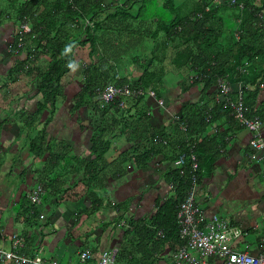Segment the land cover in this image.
<instances>
[{"label": "crops", "instance_id": "obj_1", "mask_svg": "<svg viewBox=\"0 0 264 264\" xmlns=\"http://www.w3.org/2000/svg\"><path fill=\"white\" fill-rule=\"evenodd\" d=\"M132 1L133 5H137L141 0ZM198 1L200 0H196L193 8L185 11L184 15L194 12ZM212 1L221 4L231 0ZM163 4L176 12V4ZM237 10L238 13L241 12ZM179 14H183L182 10ZM225 14L236 16V8ZM260 15L264 27V10ZM157 19L152 21L157 24ZM74 28L77 31L79 29L76 26ZM2 35L5 36L4 39L10 37L4 32ZM6 48L3 47L4 52ZM133 71L135 68L131 66L124 75H132ZM0 78H3L1 82H5L6 73L1 72ZM182 80L181 77L174 79L175 83H172V79L167 80L168 88L162 97L164 107L149 100L150 108L142 109L147 112L149 122L141 125L140 137L136 135L137 131L134 132L136 125H131L130 119L126 118L123 124L112 127L111 132H108L110 135L106 136L109 137L110 144L103 156L100 153L104 149L105 140L101 136L98 146L93 144V139L97 137V124H91L92 114L85 109L80 113H73L71 104L62 109V114H56L48 121L47 141L51 144V154L56 157L51 159L48 153L41 160H34L27 152L30 151L28 139L31 136L24 135L22 128L24 120L37 112L36 105L40 96L36 95L35 87L32 86V91L27 95H16L19 100L13 106L0 109V152L12 155V159L5 158L6 161H2L0 165V232L3 233L0 234V247L10 246L11 240L7 234L19 233L22 237L27 235L23 249L25 254L39 256L47 262L58 261L59 264H97L103 251L121 241L123 230L120 228L124 227L119 225L121 220L126 219L130 213L137 220L149 218L155 213L158 201L175 197L179 188L172 182V175L178 168L175 162L182 153L179 144L182 139L173 140L171 146L166 141L163 146L157 143L153 146L150 137L153 138L156 134H184L186 125H181V131L177 132L175 129L176 121L182 117L183 104L198 103L213 108L219 102L215 89L210 94H203V85L182 94ZM65 81L68 84H64L62 97L64 103H67L71 98L67 89L76 84L77 80L70 81L66 78ZM229 81L231 97L237 99L242 92L248 110H254L261 117L264 135V80L256 96L250 95L249 92H256L255 87L245 82L243 77L242 80H237L233 76ZM80 87L79 84L74 94ZM154 99L157 101L158 98ZM142 110L132 106L130 115ZM198 110L199 107L187 110L192 118V135L185 138V142H196L198 145L204 141L198 147L205 165L200 172L197 201L206 215L218 214L243 230L244 235L236 246L238 250L245 243L246 251L253 254L264 253V165L249 160L248 156L252 152L251 133L238 120L224 116L221 112H217V118L203 130L200 117L194 113ZM19 112L22 115L21 123L14 118L17 114L20 115ZM117 114L120 115L117 118L122 119V112ZM48 117L47 112L42 124L35 126V133L45 125L43 122ZM129 122L130 125L127 124ZM104 124L103 126L108 125ZM99 129H103L102 125ZM139 139L136 146L140 149L134 154V145ZM62 150L66 155L62 154ZM73 157L74 160H71ZM93 159L98 162L91 163ZM33 160L42 165V172L38 168L33 171ZM62 160L66 163L62 164ZM95 163H101V166L94 168ZM49 165L51 168L48 169ZM93 176L98 179L91 185L88 182ZM16 178L19 180L18 184ZM11 180L14 182L13 188ZM41 182H46L45 193L43 203L38 206L31 202L30 193ZM93 197L100 198V204L98 212L91 215L95 205ZM44 200L47 202L44 203ZM33 205L36 208L41 206L37 208L34 218L33 211L22 217L17 216L18 212L32 209ZM123 214L124 218H120ZM41 215H44L43 219L40 218ZM109 225L112 226L108 228L110 230H105ZM83 251H90L93 260L86 263L81 260L75 262L73 256L80 255ZM174 253L167 248L164 254L166 264L170 263Z\"/></svg>", "mask_w": 264, "mask_h": 264}, {"label": "trees", "instance_id": "obj_2", "mask_svg": "<svg viewBox=\"0 0 264 264\" xmlns=\"http://www.w3.org/2000/svg\"><path fill=\"white\" fill-rule=\"evenodd\" d=\"M146 1L141 0L139 3L142 5L137 10L132 0L131 2L130 0L126 2L120 0H7L13 17L9 12L5 14V9L0 8V30L1 18L6 15L11 20L8 28H14L9 31L12 45L8 51L10 52L8 56L10 66L7 65L6 73L8 87L24 77L28 88V90L24 88V94H29L34 86L36 95L40 96V101L36 105L37 112L24 120L26 125L32 127L36 121L40 124L49 109H52L53 115L55 114L58 95L64 92L65 79L72 74L79 77L77 81L81 86L79 91L70 98L72 111L77 114L88 108L93 117L91 124L94 126L97 122L99 125L101 123L103 129L98 133L99 135L95 133L97 137L93 139V144L97 146L101 136H103L101 139L105 140L101 156L110 144L105 135L111 132L112 127L119 123L123 124L126 118L130 119L131 125H136L134 132L137 131L136 135L140 137L141 125L146 121L149 122L147 112H143L142 109L150 108L149 100L155 101L157 106L158 104L156 99L146 95L131 98L132 104L134 103L132 106L139 107L142 111L130 115L129 104L127 106L125 104L124 108L120 107V103L124 102L126 97H121L107 105L101 103L102 105L99 106L96 103L98 88L102 89L111 84L128 85L133 90H153L156 97L162 99L163 93L168 88L167 80L172 79V83H175L174 79L181 77L183 79L180 82L182 94H187L199 85H203V94H210L209 92L215 89L219 77L230 80L235 76L237 80H242L243 77L245 82L255 87L256 92L249 93L253 96L257 95V90L264 80V27L260 15L264 10V0H238L245 5V9L239 13L238 8L231 6L230 2L217 4L212 0H200L191 14H179L176 8V12L169 21L158 18L157 27L154 30L146 24L150 19L140 18ZM170 2L175 5L173 0ZM234 8H236V16L225 14ZM17 21H20L21 25L29 23L31 26V32L24 35V46L20 50H18V42L21 34ZM227 23L232 25L227 26ZM74 26L79 27L78 31ZM146 34L150 42L154 44L153 47L145 54L142 52L141 55L132 58L122 56L120 53L122 50L118 49L123 43H120L121 41L129 38L130 41L139 40ZM160 36H162L161 40ZM0 50H2L1 47ZM246 62H248L247 74L242 72ZM131 66L135 68L133 74L124 75ZM1 86L0 84V88L3 87ZM16 95L13 101L3 102L0 109L8 108L12 105L11 103L17 102L19 97ZM95 107L96 110H94ZM195 107L200 108L194 113L200 117L203 130L217 118V112L235 119L231 109L221 102H216L213 108H209L208 105L201 106L198 103L183 104L182 117L181 120L176 121L175 129L177 132L181 131V125H186L184 134L180 136L172 133L162 136L156 134L155 137H150V141L153 146H156L155 143L163 146L164 141L171 146L174 143L173 140L182 139L179 142L181 152L189 156L190 152H193L198 158V174L201 181L200 172L205 164L198 147L204 141L199 145L196 142H185V138L192 135V118L190 111L187 110ZM118 112H122V119L117 118L120 116ZM111 113L113 114L109 116ZM208 114L210 119L206 122ZM248 115L258 114L252 110L248 112ZM47 120H45L44 128L39 130L41 132L39 136L30 138L29 148L36 160L43 159L48 153L51 159L56 157L51 154V144L47 141ZM104 123L108 125L103 126ZM127 124L130 125V122ZM138 142L140 139L135 142L134 154H137L140 149L136 146ZM1 163L0 158V165ZM190 170V158L183 169L174 170L172 182L179 188L176 196L165 201H158L155 213L149 218L137 220L131 213L126 219L125 213L120 217L124 218L127 227L124 225L120 228L123 230V237L118 243L116 264H159L160 260L164 259L167 248L176 252L182 247L177 213L190 184ZM97 179L94 176L90 177L88 183L92 185ZM44 183L46 182L42 183L43 186ZM93 200L95 205L90 212L91 215L98 212L100 204L98 202L100 198L93 197ZM31 211L34 218L37 215L36 206L18 212L17 216L22 217ZM1 217L0 213V219ZM8 236L11 239V235ZM23 238L26 240L27 235ZM7 248L10 249V246Z\"/></svg>", "mask_w": 264, "mask_h": 264}, {"label": "built area", "instance_id": "obj_3", "mask_svg": "<svg viewBox=\"0 0 264 264\" xmlns=\"http://www.w3.org/2000/svg\"><path fill=\"white\" fill-rule=\"evenodd\" d=\"M231 6L243 11L245 5L238 0H231ZM240 22V21H239ZM18 50L24 46V35L31 32L29 23H23L20 30ZM239 38V36H237ZM247 63L242 72L247 74ZM215 91L218 101L224 103L232 111V116L251 133L250 146L252 152L249 160L260 162L264 165V135L262 132L263 121L260 116H249L248 108L240 92L237 99H233L232 88L228 78L219 77L216 82ZM141 95L156 97L153 90L144 91L142 89L133 90L128 85H107L102 89H97V96L103 105L114 102L121 97L134 98ZM159 106L164 107V99H157ZM122 101L120 107L124 108ZM208 121L210 116L206 118ZM184 125V124H183ZM190 158V184L187 193L177 213V223L179 236L183 242L182 247L174 253L169 264H264V253L253 254L249 251L237 249L240 238L244 235L243 230L232 224L227 219L218 214L206 215L203 208L197 201L199 181V161L195 153L190 152V156L182 153L175 162V166L183 169ZM45 188L42 183H38L30 193V200L34 205H41ZM41 219L44 215H41ZM125 220H121L119 225L124 226ZM0 234H3L0 232ZM10 249L0 247V262L2 264H59L58 261L47 262L39 256H31L23 252L25 240L19 233L11 234ZM119 252L118 244L113 245L102 252L97 264H116ZM82 263L93 260L90 251L80 253Z\"/></svg>", "mask_w": 264, "mask_h": 264}, {"label": "rangeland", "instance_id": "obj_4", "mask_svg": "<svg viewBox=\"0 0 264 264\" xmlns=\"http://www.w3.org/2000/svg\"><path fill=\"white\" fill-rule=\"evenodd\" d=\"M120 1L126 2V0H120ZM173 1H174V4H176V7L178 8L177 10L180 13H181V10H182V13L184 14L185 11L189 10L191 7L193 8L194 2L196 0H173ZM165 2L171 4L170 0H147L146 1V4L142 7L143 8V13L141 15L142 17L140 16V18H143V19L144 18H148V19H150V20H148V22L146 24L147 25H150V27L153 30L157 27V24L154 23V22H152V19L153 18H159V19L163 18L165 21H169L173 17L174 12L172 11V9L170 7L167 8V6L163 4ZM141 5L142 4H140V3H138L137 5L135 4L134 5V8H137V10H138ZM0 8L5 9V14L9 12L11 14V16H12V9L10 7H8L7 0H0ZM97 17H99V16H97ZM1 20H2V28L0 30V35H2L3 32H4V33H6V34H8V35L11 36V34L8 31L9 29H7L8 25L10 24V21H11L10 18L7 17L6 15H4L1 18ZM230 20H232V19H230ZM17 22H18V24L20 25V28H21L22 25H21L20 21H17ZM230 25H232V24H228L227 26H230ZM13 29L14 28H12V30ZM163 35H164V33H163ZM1 37H3V36H0V38ZM4 37H3V40H4ZM160 37H161L160 38V40H161L162 39V36H160ZM120 43H122L121 46L118 47V49L122 50L120 53H122V56L123 57H129V58H132V57L137 56V55H141L142 52H144V54H145L151 47L154 46V44H152L150 42V38L149 37L147 38V34L144 35L143 37L141 36L139 40L138 39H135L133 41H130V38H129V39H126V40L121 41ZM113 48L115 49V47H113ZM6 62H4V59H2L1 56H0V73L1 72L7 73L8 66H7ZM8 65L10 66L9 61H8ZM67 78H69L70 80H73V81H76L77 79H79V77H77V76H75L73 74L70 75ZM2 79L3 78H0V83L3 86V87L1 86L2 88H0V105H2L3 102H11V101H13L14 100L13 97H15V95L17 93H19L20 96H23L24 95V92H25V89L28 90V88L26 87V83H25L26 79L24 77H22L21 80L19 79V81H17V83H13V85H11L10 87H8L9 82L7 83V80H5V82H1ZM65 84H66V81H65ZM78 86H79V82L76 81V84H73L71 86L72 88L70 87V89L69 88L67 89V92H69L70 96H73V94L78 90ZM64 89H65V87H64ZM62 93L63 92H61V94L58 95L57 109L55 110L56 111L55 114L53 115L54 112L51 111L52 109L47 110L48 113H49V117L47 118L48 119L47 121H49V118L50 119H53L54 118L53 116H55L56 114H59V115L62 114V112L65 109V107L68 108L71 105L69 101H67V103L66 102L64 103V100H63V97H62ZM98 99L99 98L97 96L96 103L100 106L101 102ZM131 100H133V99H131V98H125V101L124 102H125L126 106L129 104V107H132V105L130 104L132 102H129ZM39 101L40 100H38V102ZM96 103H95V105H96ZM11 104H12L11 106H13L14 103H11ZM9 105H10V103H9ZM94 110H96V107H95ZM85 111L88 112L91 115V111H89L88 108H85ZM88 113H87V115H88ZM16 114L17 113H14V115H16ZM22 114H24V113H22ZM21 116L22 115L20 113V115L17 114L14 118L15 119H18L20 121V123H21V121H22ZM23 116L25 117L26 115H23ZM38 122L39 121H36L35 124L32 125V127H30V126H28L26 124L22 125L23 134L24 135L29 134L33 138L34 137H38L39 134L41 133L40 131L37 132V133H35L36 132L35 131V129H36L35 126L36 125L38 126V124H37ZM45 122H43V124H45ZM40 124H42V119H41V123ZM42 128H44V127H42ZM99 128H101V123L99 125L98 122H97L96 129H95V133L96 134L100 133V129ZM107 135H110V133H107L105 136H107ZM108 139H109V137H108ZM29 143H30V139H28V144ZM27 152L35 160L34 154L31 151H29V150ZM62 154H65L66 155V152L63 151ZM0 158L2 159V161H4V160L6 161V159H9V160L12 159V155L8 154L7 152L6 153L5 152H2V153L0 152ZM71 160H74V157L71 158ZM93 162H98V161L95 160V159H93V160H91V163H93ZM63 163L65 164L66 162H64L62 160V164ZM89 164H90V161H89ZM32 165H31L32 166L31 168L33 169V171L36 170L37 168L40 171L43 169L42 168V165L41 164H38L37 162H35V164L32 163ZM98 166H101V163H95L94 168L95 167L98 168ZM49 168H51L50 165L48 166V169ZM11 181L13 182V180H11ZM18 182H19V180H18V178H16V183L18 184ZM11 184H12L11 185V188H13L14 182L11 183ZM45 200H44V203L47 202ZM40 207H37V208H40ZM227 220L229 221V219H227ZM110 227H112V226L109 225V226H107L105 228L108 229ZM8 235L9 234H7V236ZM246 245L247 244L242 243L241 246H240V248H239V250L240 251H246ZM73 258H74V261L75 262H79L80 261V255L79 254H75L73 256ZM159 264H166L165 263V260L164 259L160 260Z\"/></svg>", "mask_w": 264, "mask_h": 264}, {"label": "flooded vegetation", "instance_id": "obj_5", "mask_svg": "<svg viewBox=\"0 0 264 264\" xmlns=\"http://www.w3.org/2000/svg\"><path fill=\"white\" fill-rule=\"evenodd\" d=\"M3 37H4V35H2ZM3 37H1L0 38V47L2 48V50H0L1 52H0V56H1V58L2 59H4V62H6V64L8 63V61H9V58L10 57H8L9 56V54H10V52H8L9 51V48L11 47V45H12V42H11V36L10 37H6V39H4L3 40ZM7 47L6 48V52H4L3 51V47ZM8 65V64H7Z\"/></svg>", "mask_w": 264, "mask_h": 264}]
</instances>
